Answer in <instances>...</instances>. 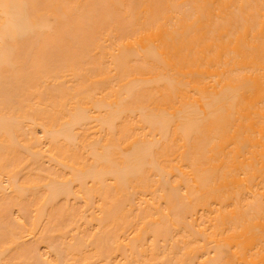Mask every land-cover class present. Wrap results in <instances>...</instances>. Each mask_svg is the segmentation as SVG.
<instances>
[{"label": "bare ground", "instance_id": "1", "mask_svg": "<svg viewBox=\"0 0 264 264\" xmlns=\"http://www.w3.org/2000/svg\"><path fill=\"white\" fill-rule=\"evenodd\" d=\"M0 264H264V0H0Z\"/></svg>", "mask_w": 264, "mask_h": 264}, {"label": "rangeland", "instance_id": "2", "mask_svg": "<svg viewBox=\"0 0 264 264\" xmlns=\"http://www.w3.org/2000/svg\"><path fill=\"white\" fill-rule=\"evenodd\" d=\"M207 72V71H206ZM208 73V72H207Z\"/></svg>", "mask_w": 264, "mask_h": 264}]
</instances>
